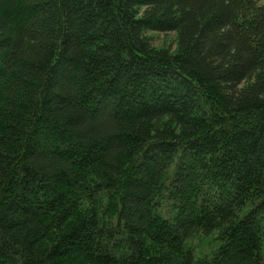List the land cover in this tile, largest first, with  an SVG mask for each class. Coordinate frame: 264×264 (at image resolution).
<instances>
[{"label": "trees", "instance_id": "1", "mask_svg": "<svg viewBox=\"0 0 264 264\" xmlns=\"http://www.w3.org/2000/svg\"><path fill=\"white\" fill-rule=\"evenodd\" d=\"M0 264H264V0H0Z\"/></svg>", "mask_w": 264, "mask_h": 264}, {"label": "rangeland", "instance_id": "2", "mask_svg": "<svg viewBox=\"0 0 264 264\" xmlns=\"http://www.w3.org/2000/svg\"><path fill=\"white\" fill-rule=\"evenodd\" d=\"M147 35L151 38L154 47H169L174 49L175 35L173 33L161 34L154 32H147Z\"/></svg>", "mask_w": 264, "mask_h": 264}]
</instances>
